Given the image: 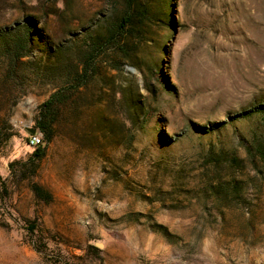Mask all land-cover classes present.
<instances>
[{"label": "rangeland", "instance_id": "1", "mask_svg": "<svg viewBox=\"0 0 264 264\" xmlns=\"http://www.w3.org/2000/svg\"><path fill=\"white\" fill-rule=\"evenodd\" d=\"M121 1L0 0V264H264V0H166L73 82Z\"/></svg>", "mask_w": 264, "mask_h": 264}, {"label": "trees", "instance_id": "2", "mask_svg": "<svg viewBox=\"0 0 264 264\" xmlns=\"http://www.w3.org/2000/svg\"><path fill=\"white\" fill-rule=\"evenodd\" d=\"M166 0H122L120 4L115 5L114 11L95 28L87 32L83 39L85 48L81 58L82 67L77 70L73 77V82L80 85L88 82V73L95 62V58L113 49L114 54L120 55L121 59L131 63L132 66H138L135 63L137 57L133 52V42L138 44L143 33L152 32L156 23L162 21L166 16ZM31 28V24L29 25ZM28 32L29 29H25ZM7 36L3 38L4 44H7ZM15 47H12L11 59L26 57L27 47H24L23 41H15ZM5 48H8L7 45ZM14 48V49H13ZM11 54V53H10ZM59 99V92L53 93L50 98L40 105L35 118V129H38L48 144L52 136V125L54 117V107ZM43 151L39 148L34 150L32 159H41ZM31 159V160H32ZM34 193L41 200L51 199L49 193L38 185L32 186Z\"/></svg>", "mask_w": 264, "mask_h": 264}, {"label": "built area", "instance_id": "3", "mask_svg": "<svg viewBox=\"0 0 264 264\" xmlns=\"http://www.w3.org/2000/svg\"><path fill=\"white\" fill-rule=\"evenodd\" d=\"M42 144V137L38 131H34L28 136V146H37Z\"/></svg>", "mask_w": 264, "mask_h": 264}, {"label": "water", "instance_id": "4", "mask_svg": "<svg viewBox=\"0 0 264 264\" xmlns=\"http://www.w3.org/2000/svg\"><path fill=\"white\" fill-rule=\"evenodd\" d=\"M31 133H33L34 132V130H32V131H30Z\"/></svg>", "mask_w": 264, "mask_h": 264}]
</instances>
